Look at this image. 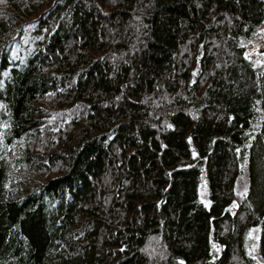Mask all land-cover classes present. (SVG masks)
<instances>
[{
	"label": "trees",
	"instance_id": "trees-1",
	"mask_svg": "<svg viewBox=\"0 0 264 264\" xmlns=\"http://www.w3.org/2000/svg\"><path fill=\"white\" fill-rule=\"evenodd\" d=\"M263 25L264 0H0V264H259L256 228L264 262Z\"/></svg>",
	"mask_w": 264,
	"mask_h": 264
},
{
	"label": "rangeland",
	"instance_id": "rangeland-1",
	"mask_svg": "<svg viewBox=\"0 0 264 264\" xmlns=\"http://www.w3.org/2000/svg\"><path fill=\"white\" fill-rule=\"evenodd\" d=\"M245 46L247 56L255 63L264 65V25L259 29L254 38L245 41ZM242 181H244V179H242ZM205 184L206 182L204 180L200 188V197L203 202L208 203L209 195ZM251 238L253 240L251 253L254 254L259 264H264L257 251L259 242V229L256 228L251 232Z\"/></svg>",
	"mask_w": 264,
	"mask_h": 264
},
{
	"label": "snow or ice",
	"instance_id": "snow-or-ice-1",
	"mask_svg": "<svg viewBox=\"0 0 264 264\" xmlns=\"http://www.w3.org/2000/svg\"><path fill=\"white\" fill-rule=\"evenodd\" d=\"M181 264H182V262H181Z\"/></svg>",
	"mask_w": 264,
	"mask_h": 264
}]
</instances>
